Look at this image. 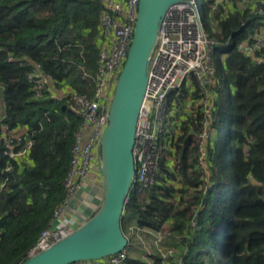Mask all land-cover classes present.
<instances>
[{"label": "trees", "instance_id": "trees-1", "mask_svg": "<svg viewBox=\"0 0 264 264\" xmlns=\"http://www.w3.org/2000/svg\"><path fill=\"white\" fill-rule=\"evenodd\" d=\"M203 1L215 42L213 84L207 86L214 102L204 151L208 174L197 165L196 135L205 120L200 105L177 132L158 137L163 154L152 182L132 186L122 230L130 218L146 236L168 226L181 245L180 264H264V49L257 52L263 58L258 63L235 50L234 43L253 31L251 8L223 3L211 10ZM102 8L99 0H0V135L7 124L24 126L32 137L22 158L6 156L0 139V264L24 260L53 220L82 124L66 103L69 96L33 97L27 74L38 65L55 87L92 97ZM188 93L203 96L193 76L170 94L169 109ZM128 246L124 264H174L150 253L148 263L134 258Z\"/></svg>", "mask_w": 264, "mask_h": 264}, {"label": "built area", "instance_id": "built-area-1", "mask_svg": "<svg viewBox=\"0 0 264 264\" xmlns=\"http://www.w3.org/2000/svg\"><path fill=\"white\" fill-rule=\"evenodd\" d=\"M99 1L103 7L99 15L102 44L98 54L99 72L92 97L78 94L71 88L61 90L64 95L60 96V89L52 84L51 75L43 72L38 65H34L27 74L33 97H39L44 92L56 99L69 96L66 103L82 117V124L75 132L71 147L70 166L64 181V200L56 209L50 224L41 230L28 254L49 246L71 232L77 223L89 215L83 216L85 197L80 196V192L86 189L85 193L88 194L91 188L101 187L98 171L100 137L107 124L106 115L113 86L132 39L138 0ZM208 1L211 10L219 4L235 3L239 9L251 8L254 11L253 31L234 43L235 50L257 63L263 61L257 52L264 49V0ZM214 43L205 29L196 0H184L168 8L151 54L147 87L136 123L132 149L135 161L133 186H148L152 182L151 175L155 173L158 160L163 154V146L157 143V139L161 134L169 132L170 94L192 76L202 89L205 112L204 128L196 135L200 145L197 165L204 174H208L204 151L210 133L207 126L214 107L207 87L213 84L211 56ZM25 131L24 126L11 128L7 124L2 125L0 139L6 156L22 158L28 155L32 137ZM157 235L162 233L158 232ZM126 257L127 253L123 249L107 256L105 264H124ZM87 262L93 261L73 264H92Z\"/></svg>", "mask_w": 264, "mask_h": 264}, {"label": "water", "instance_id": "water-1", "mask_svg": "<svg viewBox=\"0 0 264 264\" xmlns=\"http://www.w3.org/2000/svg\"><path fill=\"white\" fill-rule=\"evenodd\" d=\"M184 0H138L132 39L114 83L107 124L99 143L101 197L75 228L19 264H73L97 261L122 251L128 238L122 216L135 179L132 153L136 123L148 82L149 63L168 8Z\"/></svg>", "mask_w": 264, "mask_h": 264}, {"label": "rangeland", "instance_id": "rangeland-1", "mask_svg": "<svg viewBox=\"0 0 264 264\" xmlns=\"http://www.w3.org/2000/svg\"><path fill=\"white\" fill-rule=\"evenodd\" d=\"M196 3L201 13L205 29L208 33L211 25L209 23L207 13L204 9V1L196 0ZM93 210L94 208L90 210V213ZM126 222H127L126 226H123L124 234L126 235L128 239L136 238L134 242H132L133 247L136 246L137 248L135 251H138L136 252V255H134V258L145 260L146 262L147 261L150 262V259L147 257V254L150 253L151 256L159 255L161 259L163 260L167 259L169 263L180 264V261H181L180 255L183 252L181 251V245L179 244V242L174 240L175 235H173L172 231L169 233L167 232L164 233V237H162V235H157V233H154L153 235L148 233V236H146L144 235V233H140L138 229L134 227L135 226L134 219L132 218L126 219ZM155 235L157 237V241H156ZM131 246L130 247L128 246V251L131 249ZM104 259L105 261H107V257Z\"/></svg>", "mask_w": 264, "mask_h": 264}, {"label": "crops", "instance_id": "crops-1", "mask_svg": "<svg viewBox=\"0 0 264 264\" xmlns=\"http://www.w3.org/2000/svg\"><path fill=\"white\" fill-rule=\"evenodd\" d=\"M185 82L187 84L191 83V78H188ZM187 87H188V91H189L191 86L189 85ZM68 88L69 87H67L65 90L60 89L59 95L63 96L64 93L62 91H66ZM190 93H188V95H186L183 98V100L180 102V104L178 106H173V108L169 109V115H170L169 120H168L169 132H174V131L177 132L179 129L178 127L180 125L181 120H183L186 117V115L190 114V112L193 111L194 108L203 104L202 98L200 97L201 95L199 97L194 98ZM3 111H4V107L0 103V114H2ZM168 160L173 162L172 154L168 155ZM91 179H93V177H91ZM94 188H91V191L88 194L85 193L86 189H85V191H81L79 194L80 196L85 197V200H84L85 211H83L84 212L83 216L90 214L91 208H95V206L98 204V202L100 200L101 188L98 186L95 189ZM77 222H78V220H77ZM165 228H166V230H163V232H160V233H162V237H164V233L167 232L168 226ZM155 237H156V235H155ZM135 239L136 238H131L132 246H131V249L128 251L129 255H131L133 257H134V255H136V252H138V251H135L137 248H136V246L133 247V243H132V242H134ZM87 263L105 264V259H101V260H97V261H93V262H87Z\"/></svg>", "mask_w": 264, "mask_h": 264}, {"label": "bare ground", "instance_id": "bare-ground-1", "mask_svg": "<svg viewBox=\"0 0 264 264\" xmlns=\"http://www.w3.org/2000/svg\"><path fill=\"white\" fill-rule=\"evenodd\" d=\"M51 245V244H50ZM48 247V246H47ZM47 247H45V248H47ZM45 248H43V249H45ZM43 249H41V250H43Z\"/></svg>", "mask_w": 264, "mask_h": 264}]
</instances>
